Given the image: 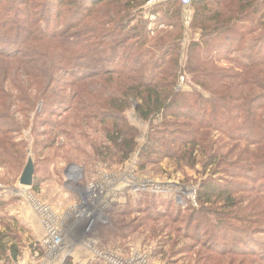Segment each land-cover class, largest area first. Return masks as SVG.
Returning <instances> with one entry per match:
<instances>
[{
    "label": "trees",
    "instance_id": "trees-1",
    "mask_svg": "<svg viewBox=\"0 0 264 264\" xmlns=\"http://www.w3.org/2000/svg\"><path fill=\"white\" fill-rule=\"evenodd\" d=\"M191 8L186 28L182 0H0V59L13 64L4 77L15 82L18 68L27 76L15 86L18 95L4 86L0 95L9 109L22 103L19 111L27 113L39 103L45 113L66 106L86 125L97 123L103 144L121 160L138 146L139 132L127 117L134 108L151 126L142 161L157 156L204 167L202 212L218 203L233 208L241 195L264 200V0H193ZM188 31L194 38L183 64ZM184 76L210 95L183 91ZM65 118L50 128L64 132ZM13 122L0 116V134ZM226 141L232 145L225 152ZM222 214L216 226L229 239L227 222L236 217ZM250 214L260 220L243 219L248 229L264 226V209ZM6 237L0 258L17 260L19 242Z\"/></svg>",
    "mask_w": 264,
    "mask_h": 264
},
{
    "label": "rangeland",
    "instance_id": "rangeland-1",
    "mask_svg": "<svg viewBox=\"0 0 264 264\" xmlns=\"http://www.w3.org/2000/svg\"><path fill=\"white\" fill-rule=\"evenodd\" d=\"M192 14V8H184L186 28ZM148 17L154 19L149 13ZM193 38L188 31L183 64ZM2 61L0 87L16 96L20 90L15 86L26 83L27 76L18 68L12 72L17 74L15 82L5 79V70L13 64ZM180 87L210 95L191 77H181ZM64 94L68 97L70 90ZM3 96L0 116L14 122L0 134V154H4L0 159V241L6 235L4 242L15 243L17 238L21 255L17 260L0 258V264H264V226L248 229L242 222L260 220L250 212L264 209L263 196L241 195L233 208L218 203L202 212L198 192L207 177L204 167L191 169L157 156L151 162L142 161L140 152L151 126L134 108L127 117L139 132L138 146L121 160L113 146L103 144L105 133L97 123L86 125L84 118L65 113L66 106L57 105L45 113L39 103L27 113L19 111L24 110L22 103L9 109ZM64 118V132L50 128L49 123ZM230 145L226 141L225 152ZM30 158L35 164L34 185L26 188L19 181ZM224 212L236 217L227 222L229 239L216 226V220L225 218ZM49 225L62 236L55 250L46 244ZM248 252L254 256H245Z\"/></svg>",
    "mask_w": 264,
    "mask_h": 264
},
{
    "label": "built area",
    "instance_id": "built-area-1",
    "mask_svg": "<svg viewBox=\"0 0 264 264\" xmlns=\"http://www.w3.org/2000/svg\"><path fill=\"white\" fill-rule=\"evenodd\" d=\"M193 0H182L183 7L186 9H190L192 5ZM48 239L46 241V244L51 250L58 249L59 246L62 244V236L60 234V231L54 227L49 225L48 226Z\"/></svg>",
    "mask_w": 264,
    "mask_h": 264
},
{
    "label": "water",
    "instance_id": "water-1",
    "mask_svg": "<svg viewBox=\"0 0 264 264\" xmlns=\"http://www.w3.org/2000/svg\"><path fill=\"white\" fill-rule=\"evenodd\" d=\"M34 177H35V164L33 159L30 158L20 178L19 183L23 187L30 188L34 185Z\"/></svg>",
    "mask_w": 264,
    "mask_h": 264
},
{
    "label": "bare ground",
    "instance_id": "bare-ground-1",
    "mask_svg": "<svg viewBox=\"0 0 264 264\" xmlns=\"http://www.w3.org/2000/svg\"><path fill=\"white\" fill-rule=\"evenodd\" d=\"M93 222H94V218H92V219L90 220V223H89V226H90V227L92 226ZM60 246H61V245H60ZM60 246H59V247H60Z\"/></svg>",
    "mask_w": 264,
    "mask_h": 264
}]
</instances>
